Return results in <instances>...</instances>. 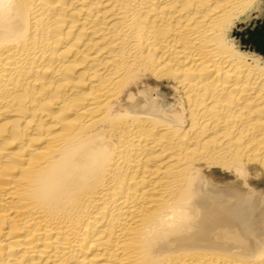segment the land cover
<instances>
[{
	"label": "bare ground",
	"instance_id": "1",
	"mask_svg": "<svg viewBox=\"0 0 264 264\" xmlns=\"http://www.w3.org/2000/svg\"><path fill=\"white\" fill-rule=\"evenodd\" d=\"M261 3L0 0V264H264Z\"/></svg>",
	"mask_w": 264,
	"mask_h": 264
},
{
	"label": "rangeland",
	"instance_id": "2",
	"mask_svg": "<svg viewBox=\"0 0 264 264\" xmlns=\"http://www.w3.org/2000/svg\"><path fill=\"white\" fill-rule=\"evenodd\" d=\"M257 10L249 15V19L237 31V37L240 42L249 48L257 51L258 48H264V36L259 34L264 29V0Z\"/></svg>",
	"mask_w": 264,
	"mask_h": 264
},
{
	"label": "clouds",
	"instance_id": "3",
	"mask_svg": "<svg viewBox=\"0 0 264 264\" xmlns=\"http://www.w3.org/2000/svg\"><path fill=\"white\" fill-rule=\"evenodd\" d=\"M57 159H59V156L57 157Z\"/></svg>",
	"mask_w": 264,
	"mask_h": 264
}]
</instances>
